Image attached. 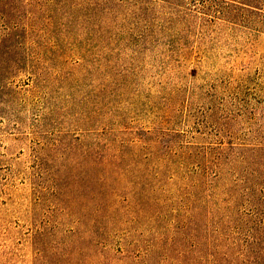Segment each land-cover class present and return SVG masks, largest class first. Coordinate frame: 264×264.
I'll use <instances>...</instances> for the list:
<instances>
[{
	"label": "rangeland",
	"instance_id": "374dc122",
	"mask_svg": "<svg viewBox=\"0 0 264 264\" xmlns=\"http://www.w3.org/2000/svg\"><path fill=\"white\" fill-rule=\"evenodd\" d=\"M0 264H264V0H0Z\"/></svg>",
	"mask_w": 264,
	"mask_h": 264
}]
</instances>
